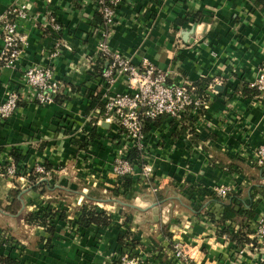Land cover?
Here are the masks:
<instances>
[{
  "label": "crops",
  "instance_id": "0c3cea01",
  "mask_svg": "<svg viewBox=\"0 0 264 264\" xmlns=\"http://www.w3.org/2000/svg\"><path fill=\"white\" fill-rule=\"evenodd\" d=\"M15 4L30 13L24 27L29 44L15 68L0 70V103L10 91L23 95L14 115L0 122V173L13 161L19 168L15 179L0 176V254L14 264H110L129 252L147 264H175L172 246L180 240L195 248L198 264H264L257 251L241 255L244 246L223 233L242 230L222 223L223 202L211 199L207 215L192 197L226 186L240 198L236 209L256 205L255 221L264 212V198L250 196L254 186H264V169L242 153L246 141L254 150L264 146V99L258 91L243 94L264 68V8L255 0H125L110 51L168 73L169 84L200 85L208 104L193 122V135H178L181 129L167 118L147 132L161 182L157 194L135 178L127 195L90 202L91 191L106 194L114 182L118 127L100 113L107 99L128 93L127 78L109 87L100 72L108 63L99 54L96 0H0V17ZM52 19L61 32L52 30ZM33 66L65 83L69 100L32 103L24 73ZM94 130L99 138L92 139ZM39 166L47 172L40 186L31 181ZM158 196L166 197L162 204ZM84 205L107 214L109 224L80 226ZM45 213L52 215L54 235L27 221Z\"/></svg>",
  "mask_w": 264,
  "mask_h": 264
},
{
  "label": "built area",
  "instance_id": "2783aa9c",
  "mask_svg": "<svg viewBox=\"0 0 264 264\" xmlns=\"http://www.w3.org/2000/svg\"><path fill=\"white\" fill-rule=\"evenodd\" d=\"M125 0H96L97 10L104 19L102 25V41L99 45V54L108 65L102 73L103 79L109 87L113 86L118 77H126L128 93L117 94L104 104L101 117L107 124H116L117 151L113 162V184L105 188V193L112 192L120 187L124 179L139 178L152 194H157L159 184L155 179V166L150 154L148 135L146 130L162 118H167L177 129L185 125V118L189 116L195 121L204 114L207 107V99L194 100L192 85L189 83L169 84L168 73L152 65H134L130 60L109 49V39L116 26L117 9ZM30 13L24 5H12L5 14L0 17V36L3 45L0 50V70L15 68L25 54L28 47V37L24 33L25 23L29 20ZM52 30L56 33L62 31V27L55 19L51 20ZM61 52L57 48L56 55ZM25 88L29 91V100L42 106L55 103L57 97L67 92L65 83L56 80L52 71L42 66H33L24 73ZM216 86L224 85L223 81L215 83ZM249 87L259 92L264 99V68H262L254 82ZM209 91L217 93L215 86H210ZM23 95L18 91H10L4 101L0 103V122H6L19 108ZM246 141L243 145V154L254 157V163L258 168L264 167V146L253 149ZM139 153V162L132 161L130 154ZM35 173L46 176L44 167L39 166ZM19 174L18 165L13 161L5 172L0 173L10 179H15ZM42 180V179H41ZM161 183V182H160ZM233 190L230 187L219 186L194 191L193 200L200 204V211L209 215V204L213 198L226 199ZM206 216V215H205ZM247 226L251 227L250 242L245 244L240 254L247 250L257 251L262 255L261 263H264V212L258 219ZM215 230L221 227L213 224ZM173 257L175 264H198L196 256L191 252L193 247L176 240L173 243ZM2 255L0 254V261ZM146 259L135 257L127 252L120 255L110 264H147ZM1 264V263H0Z\"/></svg>",
  "mask_w": 264,
  "mask_h": 264
},
{
  "label": "trees",
  "instance_id": "16d2710c",
  "mask_svg": "<svg viewBox=\"0 0 264 264\" xmlns=\"http://www.w3.org/2000/svg\"><path fill=\"white\" fill-rule=\"evenodd\" d=\"M255 1L259 6L264 8V0H255ZM195 16L198 18V16L200 15L197 14ZM97 19L100 25L104 24L103 16L101 15L99 11L97 12ZM100 67H101L100 72L103 73L107 65L105 66L104 63H101ZM192 88H193L192 96L194 100H201L205 97L204 93L200 90L201 88L200 85L193 86ZM72 90L76 91L75 88H73ZM256 91L257 90L255 89H253L252 91L244 89L243 94L247 96H254V95H257ZM93 99H94V102L95 101L98 102L97 96L93 97ZM68 100H69L68 96L64 94V95H60L59 97H57L55 102L62 104ZM161 122H162V119H159L153 126H159ZM193 122L195 123V119L194 118L191 119L189 118V116H187L185 118V125L182 127L181 131H178L177 134L186 135L189 133L193 135L192 132L190 133V129L192 128ZM149 130L150 129H147L146 132H149ZM96 138H99V136L96 134L94 130V132L92 133V139H96ZM139 157H140L139 153H137L136 151H133L130 154V159L132 161L139 162ZM15 158L16 160H19L20 157L16 156ZM220 165L223 166L221 163ZM263 169L264 167L259 168L260 171ZM43 176L44 175L34 173V175L31 177V181L33 185L40 186L42 184L41 179L43 178ZM133 182H134V178L123 180V183L121 185V188L123 189V193L121 192L120 187L106 194H103L99 191H91L88 196V200L90 202H98V201L107 200L108 198H111V200L118 199L119 197L127 195V192ZM256 195H260L264 198V186H254L252 188V193L250 195L251 199L254 200V197ZM165 198L166 197L158 196L157 202L162 204L165 201ZM215 200H219L220 202L224 203L225 212L222 218V223H225L226 221H232V222L238 223L241 226L240 229H242L239 232L231 233L228 230V228H224L223 233H226L229 235L232 243L238 244L240 246H244L245 244L249 243L250 235L252 232H250V230L247 231L249 228L247 227L246 224L248 223L247 221H252V220L255 221L258 215L257 213L258 207L254 204L249 207L242 204L240 205L239 209H236V204L240 201V198L237 195H232V194H230L228 198L224 200L218 199V198H215ZM5 212L9 213L8 210H5ZM51 218H52V215L49 213H45L43 215L34 214V215H29L27 217V221L29 222V224H34V225H38V226L46 228L51 235H54L55 229L52 227L50 223ZM109 222H110V217L107 214H103V213L100 214L92 207L84 205L83 208L81 209V217L79 219V225L82 226L83 228H88L91 225L107 226ZM0 263L1 264H14V262L9 257H5V256H2Z\"/></svg>",
  "mask_w": 264,
  "mask_h": 264
},
{
  "label": "water",
  "instance_id": "95a60500",
  "mask_svg": "<svg viewBox=\"0 0 264 264\" xmlns=\"http://www.w3.org/2000/svg\"><path fill=\"white\" fill-rule=\"evenodd\" d=\"M221 90V89H220Z\"/></svg>",
  "mask_w": 264,
  "mask_h": 264
}]
</instances>
